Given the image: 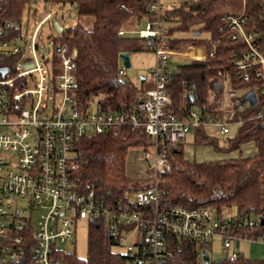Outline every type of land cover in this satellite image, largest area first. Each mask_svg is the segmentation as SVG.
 Segmentation results:
<instances>
[{
  "label": "built area",
  "instance_id": "2783aa9c",
  "mask_svg": "<svg viewBox=\"0 0 264 264\" xmlns=\"http://www.w3.org/2000/svg\"><path fill=\"white\" fill-rule=\"evenodd\" d=\"M147 7L152 19L134 33L154 53V62L147 69L151 86L144 88L140 101L119 110L104 111L95 104L94 109L89 105L79 111L74 102L75 50L53 40L52 54L45 47L41 27L49 24L55 33L52 35L60 34L54 21L62 29L66 22L75 23L74 8L64 10L47 0L29 38L23 35L21 23L16 26L10 20L2 21L0 68L8 67V72L4 76L0 72V264L16 261L26 241L33 264H67L61 258L64 251L60 245L74 243L78 222L95 217H101L106 225H122L120 242L126 239L124 234L132 237L126 264H165V258L172 256L166 247L169 235L195 241L200 264L204 263L202 252L208 251L206 246L214 236L221 239V259L237 258L239 252L231 250V240L241 238L258 241L264 257V233L255 239L231 234L234 226H254L259 218L235 216L226 220L209 206H161L160 200L166 194L158 187L161 172L170 169L168 149L182 143L192 129L201 127L206 135L223 139L247 120H264V50L258 34L244 26L247 19L243 13L226 14L228 29L224 38L245 44L236 62L240 71L237 77L252 82V87L239 90L224 80L219 82L216 96L208 91L206 104L196 106L197 82L182 79L181 94L188 98L193 95V105L176 116L168 110L171 98L166 92L172 67L214 57V47L208 50L214 40L206 39L208 45L164 47L161 43L167 7L159 0H150ZM118 33L124 34L122 30ZM178 52L189 53V57H175ZM56 69L58 73H54ZM118 73L126 74L122 63ZM249 91L256 95L253 107L242 101ZM211 105L212 111L207 112L205 107ZM247 108L254 109L253 113L246 115ZM121 126L132 130L140 127L151 139L152 145L140 155L152 170V184L143 190H127L124 201L116 200L109 206L102 196L77 191L72 175L80 165L74 143L107 130L116 134L114 129ZM148 204L150 215L146 214ZM134 206L143 211L133 210ZM138 239L143 241L142 246L134 245Z\"/></svg>",
  "mask_w": 264,
  "mask_h": 264
},
{
  "label": "trees",
  "instance_id": "16d2710c",
  "mask_svg": "<svg viewBox=\"0 0 264 264\" xmlns=\"http://www.w3.org/2000/svg\"><path fill=\"white\" fill-rule=\"evenodd\" d=\"M38 1H42L45 7L47 0H0V25L2 21L10 20L19 26L24 10ZM51 1L74 8L77 16L93 17L91 28L75 22L65 27L60 34L49 35L54 42L66 44L76 52V108L83 111L94 99L104 111L119 110L140 101L145 94L144 87H137L125 75L118 73L122 63L119 54H131L146 47L138 36L128 37L118 32L130 15H135L138 20H151L147 12L150 0ZM121 5L124 7L121 8ZM228 13H243L246 16L244 26L257 32L264 50V0H192L164 10L162 46L175 49L202 45L209 37L214 40V44L208 45V50L214 47V57L173 65L166 92L171 98L168 110L176 116H181L188 106L193 105L190 98L181 94L182 79H194L197 82L196 106L206 104L208 91L215 96L218 94L215 88L217 82L229 80L231 86L239 90L252 87V82L246 83L237 77L240 71L236 62L245 50L244 42L224 38L228 29L224 16ZM204 33H207V37L202 35ZM140 81L143 82L142 78ZM257 94L262 97L259 92ZM213 105L205 107L207 112L212 111ZM253 111L247 108L246 115ZM114 130L116 134L107 130L102 134L81 137L74 143L80 165L72 175L77 191L102 196L109 206L116 200L124 201L127 190H143L152 184V170L147 165L139 177H131L127 173L131 150L149 148L152 145L151 139L140 127L132 130L131 127L121 126ZM191 132L194 145L210 146L215 152L226 156L211 161H188L183 156L182 143L168 149L170 169L162 171L158 178V187L166 194L161 198L160 205H180L186 208L209 206L217 213L223 207H234L237 217L259 218V223L254 226H234L231 234L251 239L262 235L264 222L260 223V217L264 219V120H247L223 139L206 135L201 127ZM248 142L254 146V153L236 157L227 155ZM150 207V204L145 206L147 215H150ZM132 209L143 211L142 207L137 206ZM87 223L85 256L63 252L62 260L67 264H126V252L116 253L111 250L112 246L120 244L122 225H106L101 217L89 219ZM166 239V247L172 256L165 258V264H200L195 241L173 235ZM135 244L142 246L143 241L138 239ZM22 246L19 258L8 264H33L29 243L26 241ZM209 264H264V257L246 258L239 253L234 260L210 259Z\"/></svg>",
  "mask_w": 264,
  "mask_h": 264
},
{
  "label": "rangeland",
  "instance_id": "374dc122",
  "mask_svg": "<svg viewBox=\"0 0 264 264\" xmlns=\"http://www.w3.org/2000/svg\"><path fill=\"white\" fill-rule=\"evenodd\" d=\"M161 4H163L166 7H171L173 5L179 4V0H159ZM64 10H67L68 6H63ZM45 10L43 2L38 1L36 3H31L29 8L25 9L21 16V24H22V31L23 35L26 38H29L31 35V32L34 28V25L36 22L40 19V16L42 15L43 11ZM72 17L77 18L76 22H79L86 28H91L93 17L92 16H77L75 12H73ZM67 23V24H66ZM64 23L63 25L67 27L68 22ZM146 21L144 19H140L139 22L136 23V17L135 15H130L127 21L123 24L124 27H129L133 25V28L135 31L143 29ZM123 29V27H121ZM42 30V38L45 42V47L49 50V53L52 54L53 48H54V42L51 38H48L49 35H52L54 33V30L49 24H44L41 27ZM125 36L132 37L136 34L131 31H123ZM55 34V33H54ZM204 37H207V33L202 34ZM204 44H207V41H205ZM208 45V44H207ZM186 56H182V55ZM189 53L184 52H178L174 53L175 57H189ZM194 55V54H193ZM130 61L131 66L129 68H126V74L125 78L128 79L130 82H132L137 87H148L151 85V77L147 74L146 70L150 64L154 62V53L152 50L148 48H143L141 51L133 52L130 54ZM54 73H58V69L55 70ZM146 77V80L141 83L140 78ZM142 84V85H141ZM56 98L58 99L59 96L56 95ZM96 104V99H94L90 104V109H94ZM234 133V131H233ZM186 142L191 144L193 142V136L189 132L186 138ZM241 146L238 150L231 151L227 155L229 156H245L244 154H251V153H241ZM133 153V154H132ZM141 149L135 148L131 150V154L129 155V160L134 159L133 155H136V158L138 161H142L141 156ZM218 156L216 158H222L226 155H220V153H217ZM141 163V162H140ZM139 163V164H140ZM144 164H140L137 166V169H134V172L131 173L129 170V175L136 176L138 174H141L144 172L146 168L145 162ZM219 216L222 219L231 220L234 219L237 212L234 207H223L221 211L218 213ZM87 220L81 219L80 222L76 225L75 230V241L74 243H64L60 245V249L64 252H74L78 257H84L86 254V238H87ZM124 234V233H123ZM123 237L126 239L120 242V244L112 246L111 250L116 253H125L128 249V247L132 244L131 242V236L128 234H124ZM207 249L209 251L210 257L215 258H221L223 249L221 244V239L218 236H214L211 240V243L207 245ZM231 250H236L241 255H243L246 258H262L263 256V246L256 240L250 241L247 239H232L231 240ZM212 258V259H213Z\"/></svg>",
  "mask_w": 264,
  "mask_h": 264
},
{
  "label": "crops",
  "instance_id": "0c3cea01",
  "mask_svg": "<svg viewBox=\"0 0 264 264\" xmlns=\"http://www.w3.org/2000/svg\"><path fill=\"white\" fill-rule=\"evenodd\" d=\"M180 3L182 2H188V1H192V0H179ZM177 5V4H176ZM63 7V6H62ZM168 8V7H167ZM139 22V20L136 18V23ZM67 24V23H66ZM68 24H72L71 22H68ZM66 26V25H65ZM68 26V25H67ZM123 29L121 28L122 31H135L133 28V25L129 26V27H124V25L122 26ZM130 55V54H129ZM153 64V63H152ZM150 64L148 66V68L152 65ZM147 68V69H148ZM147 72V70H146ZM142 81L144 82L146 80V77H141ZM151 86V85H150ZM148 86V87H150ZM147 88V87H144ZM190 133L192 134V132L190 131ZM188 135V134H187ZM187 135L184 139V141L182 142V147H183V156L186 160L188 161H211V160H216V159H220L219 157L216 158L218 156V154H216V152L210 147V146H202V145H194L193 142L191 144L186 142V138ZM193 136V134H192ZM241 153H254V146L248 142L245 144L241 145ZM133 154V153H132ZM141 154V153H140ZM222 155V154H220ZM245 156L250 155V154H244ZM141 156V155H140ZM133 157H135L134 159L129 160L128 158V162H127V171L129 172V170L131 171V173L134 172V169H137V166H139L140 164H144L143 160L142 161H138L136 158V155H133ZM141 162V163H140ZM140 163V164H139ZM146 164V163H145ZM130 173V172H129ZM130 173V174H131ZM142 174V173H141ZM141 174H138L136 176L130 175L131 177H139ZM213 257H211L212 259ZM218 258H213L212 260H216ZM221 259V258H219Z\"/></svg>",
  "mask_w": 264,
  "mask_h": 264
},
{
  "label": "water",
  "instance_id": "95a60500",
  "mask_svg": "<svg viewBox=\"0 0 264 264\" xmlns=\"http://www.w3.org/2000/svg\"><path fill=\"white\" fill-rule=\"evenodd\" d=\"M54 26H55V29L58 33L62 32L63 29H62L61 25H59L57 20L54 21ZM119 58L121 59L122 64L125 68H129L131 66L130 55L128 52H121L119 54ZM26 66H30V64H27ZM0 72L4 76L8 72V67L0 68ZM215 88L217 89V91H219V88H220L219 82L216 83ZM189 98H190V100H192L193 95H189ZM245 100L248 101L250 107H253L256 104V100H257L255 92L249 91L248 93H246V95L242 98V101H245ZM148 163H149V165H151V161H149ZM263 222H264L263 217H260V223L263 224ZM202 253H203L204 264H209L210 263L209 252L207 250H203Z\"/></svg>",
  "mask_w": 264,
  "mask_h": 264
}]
</instances>
